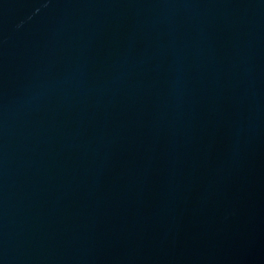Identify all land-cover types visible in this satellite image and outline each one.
<instances>
[{"label": "water", "instance_id": "water-1", "mask_svg": "<svg viewBox=\"0 0 264 264\" xmlns=\"http://www.w3.org/2000/svg\"><path fill=\"white\" fill-rule=\"evenodd\" d=\"M0 264H264V0H0Z\"/></svg>", "mask_w": 264, "mask_h": 264}]
</instances>
